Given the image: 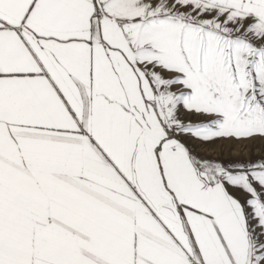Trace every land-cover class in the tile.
I'll list each match as a JSON object with an SVG mask.
<instances>
[{"label": "snow or ice", "instance_id": "1", "mask_svg": "<svg viewBox=\"0 0 264 264\" xmlns=\"http://www.w3.org/2000/svg\"><path fill=\"white\" fill-rule=\"evenodd\" d=\"M0 264H264V0H0Z\"/></svg>", "mask_w": 264, "mask_h": 264}, {"label": "rangeland", "instance_id": "2", "mask_svg": "<svg viewBox=\"0 0 264 264\" xmlns=\"http://www.w3.org/2000/svg\"><path fill=\"white\" fill-rule=\"evenodd\" d=\"M200 154H202V155H205V156H208L209 158H215L214 157V154L211 152V151H207V152H205V151H201V153ZM229 155L231 156V158H237V153L236 152H232V153H226L225 154V158H229Z\"/></svg>", "mask_w": 264, "mask_h": 264}]
</instances>
